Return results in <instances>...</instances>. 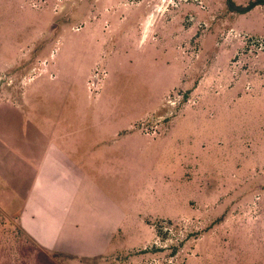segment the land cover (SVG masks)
<instances>
[{
  "label": "rangeland",
  "instance_id": "1",
  "mask_svg": "<svg viewBox=\"0 0 264 264\" xmlns=\"http://www.w3.org/2000/svg\"><path fill=\"white\" fill-rule=\"evenodd\" d=\"M8 68L0 89L9 74L17 92L27 78L52 79L85 100L77 110L117 98L109 104L142 117L135 133L148 137L131 141L157 154L111 173L108 190L133 224L105 254L37 247L0 206V264H264L262 4L239 12L228 0H0V72Z\"/></svg>",
  "mask_w": 264,
  "mask_h": 264
},
{
  "label": "crops",
  "instance_id": "2",
  "mask_svg": "<svg viewBox=\"0 0 264 264\" xmlns=\"http://www.w3.org/2000/svg\"><path fill=\"white\" fill-rule=\"evenodd\" d=\"M6 66L13 69V61ZM8 80L16 76L8 74ZM7 81L0 89V206L37 247L76 258L102 256L114 234L133 224L124 203L108 190L111 173L144 152L150 158L157 154L152 143L131 141L148 137L135 133L141 115L109 104L117 103L113 96L104 106L77 110L85 100L62 95L52 79L27 78L21 92ZM198 87L199 82L193 93ZM148 196L157 202L159 191Z\"/></svg>",
  "mask_w": 264,
  "mask_h": 264
},
{
  "label": "trees",
  "instance_id": "3",
  "mask_svg": "<svg viewBox=\"0 0 264 264\" xmlns=\"http://www.w3.org/2000/svg\"><path fill=\"white\" fill-rule=\"evenodd\" d=\"M256 4H262L264 6V0H256L255 2L249 3L247 6L245 7H238L235 6L231 0H228V6L231 10H236L239 12H243L249 8H251L252 6L256 5Z\"/></svg>",
  "mask_w": 264,
  "mask_h": 264
},
{
  "label": "built area",
  "instance_id": "4",
  "mask_svg": "<svg viewBox=\"0 0 264 264\" xmlns=\"http://www.w3.org/2000/svg\"><path fill=\"white\" fill-rule=\"evenodd\" d=\"M259 43H261V42H259ZM181 97H182V96H181ZM178 98H179V97H178ZM141 124H142V123H141ZM143 129H144V128H143ZM145 129H146V128H145ZM145 129H144V130H145ZM144 132H145L146 134H149V131H148V130H145ZM164 223H165V222H164ZM170 225H171V224H170ZM163 228H164L165 230H167V231H170V230H169V229H170V228H169V225H165Z\"/></svg>",
  "mask_w": 264,
  "mask_h": 264
}]
</instances>
